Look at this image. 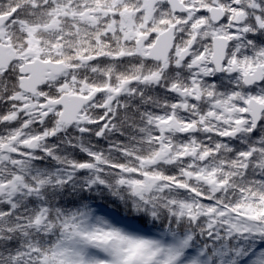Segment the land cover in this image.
<instances>
[{
	"label": "snow or ice",
	"instance_id": "6c2138e0",
	"mask_svg": "<svg viewBox=\"0 0 264 264\" xmlns=\"http://www.w3.org/2000/svg\"><path fill=\"white\" fill-rule=\"evenodd\" d=\"M0 264H264V0H0Z\"/></svg>",
	"mask_w": 264,
	"mask_h": 264
}]
</instances>
